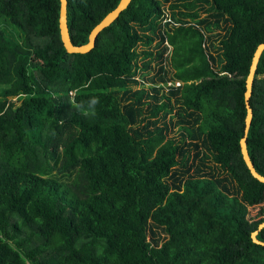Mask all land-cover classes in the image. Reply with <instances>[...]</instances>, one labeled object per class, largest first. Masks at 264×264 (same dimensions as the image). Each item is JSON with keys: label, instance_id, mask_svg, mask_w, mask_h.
Instances as JSON below:
<instances>
[{"label": "trees", "instance_id": "trees-1", "mask_svg": "<svg viewBox=\"0 0 264 264\" xmlns=\"http://www.w3.org/2000/svg\"><path fill=\"white\" fill-rule=\"evenodd\" d=\"M66 1L74 46L120 2ZM59 7L0 0V264H264V0H131L85 54Z\"/></svg>", "mask_w": 264, "mask_h": 264}, {"label": "water", "instance_id": "water-1", "mask_svg": "<svg viewBox=\"0 0 264 264\" xmlns=\"http://www.w3.org/2000/svg\"><path fill=\"white\" fill-rule=\"evenodd\" d=\"M131 0H120V2L117 3L116 7L108 12L89 32L88 34V43L82 46H74L69 37L68 33V27H67V19H66V12H67V1L66 0H59L60 2V7H59V34H60V40L61 43L66 50L67 53L69 54H74V53H81L85 54L90 52V50L94 46V40L98 33L103 30L105 26H107L109 23H111L120 13L122 10H124L127 5L129 4ZM264 50V43L260 44L254 55H253V62L250 68V73L247 78L246 82V93H245V105H246V117H245V127H244V133L246 134L248 131V128L251 123L252 119V109L250 107V100L252 96V88H253V83L254 79L256 77V66L258 63V60L260 58L261 53ZM240 151L243 160L246 162V165L248 166L250 172L252 175L258 179L260 182H264V176L261 175L255 168L251 158L249 157L247 147H246V139L245 136L240 139ZM264 227V223H262L258 229H262ZM256 234L257 232H253L251 234V239L255 244H261L264 245V242L261 243L256 239Z\"/></svg>", "mask_w": 264, "mask_h": 264}, {"label": "rangeland", "instance_id": "rangeland-1", "mask_svg": "<svg viewBox=\"0 0 264 264\" xmlns=\"http://www.w3.org/2000/svg\"><path fill=\"white\" fill-rule=\"evenodd\" d=\"M164 12H165V18H166V22L168 23H174L177 25V23L174 22V20L172 19V17L169 16V9L167 8V5H165V8H164ZM201 17H206V13L205 12H202V15ZM170 18V20H169ZM202 32H204L205 34H212V35H215L217 32H220L221 30L219 28H215L212 26V29L210 31L208 30H205V28H201ZM214 45L215 46H220V43H219V40L217 39H214ZM154 49V51H156L158 48H155V47H152ZM211 51H213V49L211 48ZM171 52H172V47L170 45H168V51L165 53V57H166V60L164 61V65L166 66V68L168 69V71L172 74L173 73V68L169 62V57L171 55ZM217 58L220 57V50H216V51H213L212 52ZM154 68H150L149 70H147V75L145 77V79L142 77V76H139L140 79H144L145 82H147L148 78L150 77H158L159 73H160V63H158V61H154L153 64ZM220 66V62H217V65H216V68ZM147 78V79H146ZM181 85L180 83H168L166 86H165V93L168 95L169 93V90L171 87L173 86H179ZM151 86L153 87H157V85H152V84H148V82L145 84V88H150ZM171 136H176L177 135V132H171L170 133ZM262 208H264V205H260V206H257L255 208H250V219H253V220H259L261 218H264V210H262Z\"/></svg>", "mask_w": 264, "mask_h": 264}, {"label": "clouds", "instance_id": "clouds-1", "mask_svg": "<svg viewBox=\"0 0 264 264\" xmlns=\"http://www.w3.org/2000/svg\"><path fill=\"white\" fill-rule=\"evenodd\" d=\"M96 103H98V100L93 99V100H92V106L94 107Z\"/></svg>", "mask_w": 264, "mask_h": 264}]
</instances>
